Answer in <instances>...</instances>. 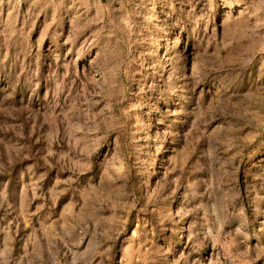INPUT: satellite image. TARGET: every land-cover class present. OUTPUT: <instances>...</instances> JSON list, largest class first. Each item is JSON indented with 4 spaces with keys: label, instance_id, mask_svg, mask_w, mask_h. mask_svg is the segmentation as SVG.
Returning <instances> with one entry per match:
<instances>
[{
    "label": "rangeland",
    "instance_id": "obj_1",
    "mask_svg": "<svg viewBox=\"0 0 264 264\" xmlns=\"http://www.w3.org/2000/svg\"><path fill=\"white\" fill-rule=\"evenodd\" d=\"M0 264H264V0H0Z\"/></svg>",
    "mask_w": 264,
    "mask_h": 264
}]
</instances>
